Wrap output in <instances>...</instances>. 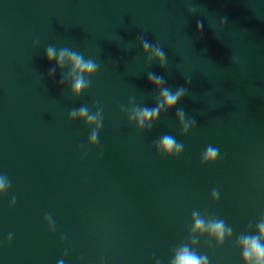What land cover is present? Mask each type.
Wrapping results in <instances>:
<instances>
[{
  "label": "clouds",
  "instance_id": "obj_1",
  "mask_svg": "<svg viewBox=\"0 0 264 264\" xmlns=\"http://www.w3.org/2000/svg\"><path fill=\"white\" fill-rule=\"evenodd\" d=\"M200 26L198 25V28ZM145 49L150 47L147 42L144 44ZM156 54L162 59L164 56V53L157 48ZM56 56V50L54 48L49 47L47 50V58L49 61H51ZM68 56L71 58L72 63L74 64V69L79 70L80 72H93L97 65L91 61V60H85L83 56L78 55L74 52H71L68 49H61L59 53V63H63L65 57ZM151 80H154L157 84L161 82L160 77H156L150 74L149 77ZM85 86V81L83 78H77L75 81L74 89L73 91L77 94L80 93L81 89ZM184 89L177 90L176 93H172L169 89L165 88L163 89L161 95L163 99V103L166 104L169 107H172L176 104L177 100L183 95ZM159 112V107L156 109H148L144 108L140 110L139 113V120L141 123L154 119ZM79 115L82 118H86L87 122L91 123L97 120V114L89 112L87 107H81L78 110ZM77 114V111L74 110L72 112V115L75 116ZM179 115L181 118H183L184 113L181 110L179 112ZM100 125H98L99 127ZM91 140L93 142L97 141V133L94 131L91 135ZM161 149L165 152H172L175 150L177 153H179L183 149V144L178 143L174 137L165 135L162 138V142L160 145ZM218 152V149L212 148L209 146L206 151L205 159L206 160H212L216 157ZM4 188V181L3 179H0V189ZM15 200V198H13ZM196 230H201L204 227V222L200 219L196 220ZM210 231L215 234L218 239H223L224 231H225V225L223 221H217L213 223L210 226ZM230 231V229H229ZM260 234L261 237L264 238V223L260 225ZM243 247H244V259L251 260L255 258L256 264H264V245L260 243V239L257 237H244L243 238ZM206 257H199L196 254L190 252L186 247L181 250L174 261V264H206Z\"/></svg>",
  "mask_w": 264,
  "mask_h": 264
}]
</instances>
